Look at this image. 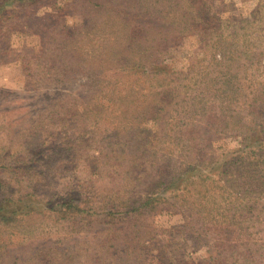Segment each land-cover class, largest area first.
<instances>
[{"label": "rangeland", "instance_id": "obj_1", "mask_svg": "<svg viewBox=\"0 0 264 264\" xmlns=\"http://www.w3.org/2000/svg\"><path fill=\"white\" fill-rule=\"evenodd\" d=\"M18 2L0 29V264H264V0H131L170 41L99 116L76 74L95 15Z\"/></svg>", "mask_w": 264, "mask_h": 264}, {"label": "trees", "instance_id": "obj_2", "mask_svg": "<svg viewBox=\"0 0 264 264\" xmlns=\"http://www.w3.org/2000/svg\"><path fill=\"white\" fill-rule=\"evenodd\" d=\"M0 1L1 29L5 19L9 18L7 17V12L10 11H6L3 8L5 0ZM39 1L40 0H19L20 3H28L29 6L36 5ZM130 1L131 0H83V2L87 4V10L95 15V19L90 23L83 24L82 26L84 27H81L83 36L80 38L79 42H81L80 48L83 49L78 55L80 56L79 59H81L78 66L83 65V68L76 72V74L82 75L88 80L91 91H99L96 101L93 102L95 103L94 107L91 110H87V114L95 116L102 114L110 115L111 112L109 109L112 101H110L109 97L112 96L107 93V89L112 88L115 91L124 86V79L127 78L126 76L128 74L131 75L130 70L134 69V67L154 65L163 54V48H165L166 43L170 41L158 39L156 38L157 36L154 37V39L146 38L143 35L142 29L148 27V29L151 30L154 25L146 20L147 15L145 12H142L141 7H138L137 4L130 5ZM117 9L123 11V17L119 15ZM132 12H135L137 15L143 14L142 22L129 20L127 17ZM120 23L123 26L122 31L128 28L129 35H127L125 40L123 39L120 40L121 42H118L120 37H118L117 27ZM162 26L164 29L166 28V24ZM114 27L116 32L114 31ZM173 27L177 28V25L174 24ZM88 30H90V33H93V37L92 35L85 34ZM159 33L160 32H158L157 35L161 36ZM121 36H123V34ZM161 41H163L164 44ZM92 42H94V46H97L96 43H98L99 46H97V48L100 49V52L96 54L97 58L94 57V59L91 58V54L87 50L92 47ZM108 43L110 46L106 47L105 45ZM93 48L96 50V47ZM65 55H67L66 52H61V55L58 56V54H56L55 58L49 59V61L53 63V66L58 64L62 65L61 67L56 66V69H53L55 74L61 77L62 81L69 79L70 75L74 72L73 68H69V65L74 63V58L68 56L69 58L66 63L57 61V58L60 57L63 59ZM90 67L93 69L89 70ZM131 67L132 69H130ZM125 95L126 94H124V96ZM58 115H60V113H58ZM54 118L59 119L57 116ZM45 135V137H51L53 134L51 130H48ZM258 145H260L259 142L255 141V146ZM29 168H31V166H29ZM151 202L152 200H148L145 205H150Z\"/></svg>", "mask_w": 264, "mask_h": 264}]
</instances>
